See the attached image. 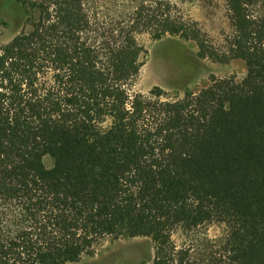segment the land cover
<instances>
[{
  "label": "trees",
  "instance_id": "16d2710c",
  "mask_svg": "<svg viewBox=\"0 0 264 264\" xmlns=\"http://www.w3.org/2000/svg\"><path fill=\"white\" fill-rule=\"evenodd\" d=\"M16 1L24 27L0 47V264H75L138 237L149 264H264V0H221L223 47L172 0ZM143 34L246 75L132 93ZM212 223L228 229L218 246L171 240Z\"/></svg>",
  "mask_w": 264,
  "mask_h": 264
},
{
  "label": "rangeland",
  "instance_id": "374dc122",
  "mask_svg": "<svg viewBox=\"0 0 264 264\" xmlns=\"http://www.w3.org/2000/svg\"><path fill=\"white\" fill-rule=\"evenodd\" d=\"M172 1L186 18L197 22L215 46L223 47L225 40L232 35L223 1ZM25 18L23 8L16 0H0V47L22 31ZM137 41L146 53L140 58L142 67L130 88L132 93L147 94L154 87H159L170 99L182 98L185 92L197 93L205 89L211 77L233 78L239 83L246 75L241 61L218 64L200 59L195 45L179 37L166 36L154 41L143 34L137 37ZM43 163L47 169L52 167L49 157H45ZM227 234L224 224L212 223L191 231L175 230L171 240L178 249L199 248L207 243L218 246ZM153 257L154 245L149 238H106L95 247L92 256L83 257L75 264H149Z\"/></svg>",
  "mask_w": 264,
  "mask_h": 264
},
{
  "label": "bare ground",
  "instance_id": "6f19581e",
  "mask_svg": "<svg viewBox=\"0 0 264 264\" xmlns=\"http://www.w3.org/2000/svg\"><path fill=\"white\" fill-rule=\"evenodd\" d=\"M174 73V72H173ZM173 75V74H172ZM167 76V75H166Z\"/></svg>",
  "mask_w": 264,
  "mask_h": 264
}]
</instances>
